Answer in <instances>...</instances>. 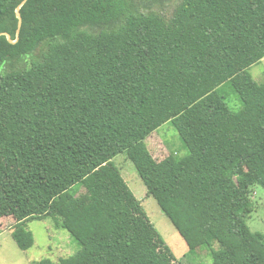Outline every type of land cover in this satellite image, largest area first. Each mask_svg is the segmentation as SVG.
I'll list each match as a JSON object with an SVG mask.
<instances>
[{
	"label": "trees",
	"instance_id": "16d2710c",
	"mask_svg": "<svg viewBox=\"0 0 264 264\" xmlns=\"http://www.w3.org/2000/svg\"><path fill=\"white\" fill-rule=\"evenodd\" d=\"M18 13L21 16L19 24ZM264 0H0V232L54 218L81 244L32 264H182L113 158L125 152L190 249L264 264L246 219L264 190ZM243 105L232 111L218 87ZM171 122L187 156L146 140ZM153 133V134H152ZM83 188L85 194H79Z\"/></svg>",
	"mask_w": 264,
	"mask_h": 264
},
{
	"label": "rangeland",
	"instance_id": "374dc122",
	"mask_svg": "<svg viewBox=\"0 0 264 264\" xmlns=\"http://www.w3.org/2000/svg\"><path fill=\"white\" fill-rule=\"evenodd\" d=\"M176 1L140 0V3L142 6L147 4L153 9L169 13ZM247 71L256 82H263L264 57L260 62L250 66ZM218 92L224 97L232 111H239L242 108L243 103L229 81L219 86ZM153 133L156 134L152 135L146 142L155 157L159 159L169 153L175 154L177 158L187 156L188 149L171 122L164 123ZM113 161L119 167L136 197L141 200L151 221L162 234L177 259L182 264H212L210 248L197 246L190 249L171 218L165 214L156 199L147 195L146 186L127 154L125 152L120 153L113 158ZM75 187V190L79 189V186L76 185ZM253 188L252 204L254 211L246 219V223L252 232L264 233V190L260 185ZM80 193L85 194L83 188L79 189ZM2 224H4V229L0 232V264H32L45 258L55 262L60 258L75 255L81 248L80 242L67 229L58 225L51 216L26 222L25 228L32 233L34 243L25 250L18 246L12 236L15 221L8 219L3 221L1 226Z\"/></svg>",
	"mask_w": 264,
	"mask_h": 264
},
{
	"label": "water",
	"instance_id": "95a60500",
	"mask_svg": "<svg viewBox=\"0 0 264 264\" xmlns=\"http://www.w3.org/2000/svg\"><path fill=\"white\" fill-rule=\"evenodd\" d=\"M18 19H19V24H20L21 23V16L19 13H18Z\"/></svg>",
	"mask_w": 264,
	"mask_h": 264
}]
</instances>
